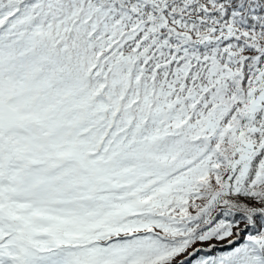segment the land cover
Here are the masks:
<instances>
[{
    "label": "snow or ice",
    "instance_id": "snow-or-ice-1",
    "mask_svg": "<svg viewBox=\"0 0 264 264\" xmlns=\"http://www.w3.org/2000/svg\"><path fill=\"white\" fill-rule=\"evenodd\" d=\"M0 264H264V0H0Z\"/></svg>",
    "mask_w": 264,
    "mask_h": 264
}]
</instances>
